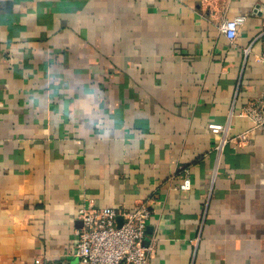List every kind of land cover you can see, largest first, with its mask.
<instances>
[{"label": "crops", "instance_id": "0c3cea01", "mask_svg": "<svg viewBox=\"0 0 264 264\" xmlns=\"http://www.w3.org/2000/svg\"><path fill=\"white\" fill-rule=\"evenodd\" d=\"M263 49L264 0H0V264H78L80 206L145 200L147 264H264Z\"/></svg>", "mask_w": 264, "mask_h": 264}, {"label": "built area", "instance_id": "2783aa9c", "mask_svg": "<svg viewBox=\"0 0 264 264\" xmlns=\"http://www.w3.org/2000/svg\"><path fill=\"white\" fill-rule=\"evenodd\" d=\"M243 16H235L224 20L220 30L229 40H233ZM251 44L243 49V60L250 51ZM264 64V49L258 54ZM240 114L248 116L254 127H264V112L257 103L249 102L240 109ZM231 111L228 115V121ZM228 121L226 123L208 122L207 128L218 135L214 149L220 153L229 142L235 145L246 141V132L231 135ZM190 181L182 177L177 185L180 190L189 189ZM211 190V188H210ZM211 193H208L207 199ZM150 216L149 201L145 200L130 210L117 207H94L82 205L78 208L77 219L80 225L75 228V245L73 254L78 264H147L149 262L150 245L144 243L146 222ZM199 236L194 238L198 241ZM32 264H43L35 259ZM67 264V263H64Z\"/></svg>", "mask_w": 264, "mask_h": 264}, {"label": "water", "instance_id": "95a60500", "mask_svg": "<svg viewBox=\"0 0 264 264\" xmlns=\"http://www.w3.org/2000/svg\"><path fill=\"white\" fill-rule=\"evenodd\" d=\"M262 110H263V112H264V105H263V107H262ZM54 264H58V263H54Z\"/></svg>", "mask_w": 264, "mask_h": 264}]
</instances>
